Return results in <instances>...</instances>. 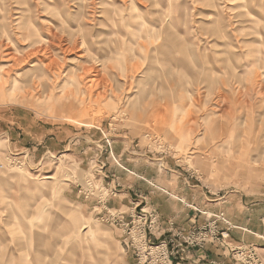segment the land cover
Instances as JSON below:
<instances>
[{"label": "rangeland", "instance_id": "rangeland-1", "mask_svg": "<svg viewBox=\"0 0 264 264\" xmlns=\"http://www.w3.org/2000/svg\"><path fill=\"white\" fill-rule=\"evenodd\" d=\"M4 129L15 141L0 137V264H137L132 221L162 217L145 203L109 207L113 149L179 162L214 198L240 192L264 215V0H0ZM51 130L66 141L56 146L85 149L83 165L24 150L59 149L28 142ZM221 215L146 235L168 243L171 264H189L207 245L192 233L233 229ZM243 248L264 264V251Z\"/></svg>", "mask_w": 264, "mask_h": 264}, {"label": "crops", "instance_id": "crops-1", "mask_svg": "<svg viewBox=\"0 0 264 264\" xmlns=\"http://www.w3.org/2000/svg\"><path fill=\"white\" fill-rule=\"evenodd\" d=\"M2 126L4 127V125ZM58 134L61 135L62 133L51 130L48 135L35 136L28 142L35 139V142L37 140L39 144L35 142L34 144L37 147L43 146L42 148L55 147L57 142L66 143L65 140L58 137ZM12 135L11 130L5 132L4 129L0 132V137L5 142L15 141L11 137ZM29 144L31 148L24 150L35 156L39 153L76 155V160L80 164L83 165L85 162V149H63L62 146H56L59 149H36L32 147L31 142ZM44 144H48V146L44 147ZM10 148L12 151L22 150L16 149L17 147L14 148L13 145ZM142 150L113 149L118 160L120 159L119 165L117 166L111 163L109 159L107 160L109 161V173L113 176L108 178V185L112 191H115L116 187L118 189L115 197L109 199L111 209L131 210L134 206L138 207L145 203L161 215L163 226L172 225L175 229L183 230H189L193 226L200 227L208 221L210 216L223 213L224 219L233 227L229 231V239L222 245L211 243L201 250H193L189 256V264H237L230 257L229 250L243 246H253L264 251V231L262 230L264 227L260 224L264 215H261L260 210L246 208L248 206L245 203L246 195L244 196L240 192L222 194L223 191H219L220 197L214 198L213 193L206 192L200 187L202 182L195 177L194 173L183 169L179 162L167 161L158 156L147 160L143 155L146 152ZM83 168L80 167V170ZM79 198V195H70L69 197L68 190L66 191L67 200L82 202L83 200H79ZM256 202L258 201L256 200ZM257 206L260 205L257 204ZM254 211L258 216L259 223L257 225H253L248 218L253 217ZM235 214L242 215L244 219L248 220L238 223L235 221ZM221 228L227 229L225 225H221Z\"/></svg>", "mask_w": 264, "mask_h": 264}, {"label": "built area", "instance_id": "built-area-1", "mask_svg": "<svg viewBox=\"0 0 264 264\" xmlns=\"http://www.w3.org/2000/svg\"><path fill=\"white\" fill-rule=\"evenodd\" d=\"M115 216L125 218L121 214ZM221 217L224 218L223 215H221ZM221 217L219 219H221ZM150 218L151 219H148L144 214L136 215V219L132 221V230L130 229L131 231L129 232L128 244L126 243V247L128 250H132L133 255L137 257V264H171V253L168 250V243L164 242L155 244L147 238L146 234L148 232L151 233L156 225L157 227L162 225L161 220L157 216ZM122 220L121 224H126L127 226L128 223H123ZM215 223H217V221ZM135 224L139 225L141 228L138 230L139 226ZM216 229L217 227L212 226L209 230H204L200 233L194 232L192 233V236L188 238V242L191 245L199 246L200 248L211 241L222 240L224 243L229 238L228 231L219 233ZM169 232L171 233V236H174L173 234L176 232L172 225L170 226ZM234 250L230 249L231 252H236L239 257H244L243 259H237L234 256L237 263L262 264L253 249L247 251L245 248L241 247ZM247 254L249 255L248 257Z\"/></svg>", "mask_w": 264, "mask_h": 264}, {"label": "bare ground", "instance_id": "bare-ground-1", "mask_svg": "<svg viewBox=\"0 0 264 264\" xmlns=\"http://www.w3.org/2000/svg\"><path fill=\"white\" fill-rule=\"evenodd\" d=\"M217 28V27H216ZM163 30V29H162ZM110 32V31H109ZM181 43H183V41L181 40ZM45 179H48V180H52V177L51 176H48V177H45ZM87 229L86 227H83L82 230H85Z\"/></svg>", "mask_w": 264, "mask_h": 264}]
</instances>
